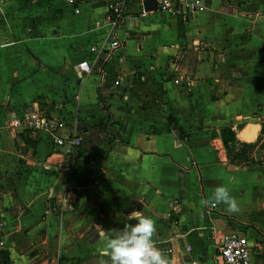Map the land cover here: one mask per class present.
Here are the masks:
<instances>
[{"label": "crops", "instance_id": "0c3cea01", "mask_svg": "<svg viewBox=\"0 0 264 264\" xmlns=\"http://www.w3.org/2000/svg\"><path fill=\"white\" fill-rule=\"evenodd\" d=\"M107 1L114 0L0 3L6 264L108 262L98 233L135 224L127 220L134 209L156 222L154 240L172 264H221L219 239L230 230L264 241V162L229 163L219 136L229 126L237 141L250 140L247 126L264 120V0H204V10L184 22L152 21L147 16L157 11L126 0L115 29ZM151 37L168 42L155 48ZM113 38L122 45L97 52ZM83 60L90 73L78 79ZM39 106L82 138L73 166L92 156L101 180L68 178L50 134L11 132L10 112ZM219 185L237 199L238 213L201 204Z\"/></svg>", "mask_w": 264, "mask_h": 264}, {"label": "built area", "instance_id": "2783aa9c", "mask_svg": "<svg viewBox=\"0 0 264 264\" xmlns=\"http://www.w3.org/2000/svg\"><path fill=\"white\" fill-rule=\"evenodd\" d=\"M66 1L69 4L74 3V0ZM125 1H107V22L110 28L115 29L123 23ZM138 1L141 4L142 0ZM1 2L3 0H0ZM154 2L156 6L155 11L166 16L177 17L183 22L193 18L205 8L204 0H154ZM73 11L77 12V9L74 7ZM121 45L122 43L118 39L113 38L102 50L99 49L97 52H109ZM197 45V43L194 44V46ZM175 48L178 49L177 46ZM95 50V47L89 48L91 52ZM90 69L91 66L86 60L80 61L78 63V79L88 75ZM172 82L177 84L178 77H174ZM117 84L118 81L114 80V85ZM186 86H190L189 81H186ZM8 118V126L11 132L18 130L20 134L27 137H34L39 131H44L51 135L53 145L60 150L63 158V161L57 164V168L68 171L74 165L73 158L81 149L82 138L67 128V124L63 119L40 110L10 112ZM64 198L63 195L61 198L62 203H64ZM67 207L68 204H64L61 208L67 209ZM2 246L3 243L0 241V249H2ZM262 249L264 250L263 240L248 241L244 234L230 230L219 239L218 256L221 264H264V254L258 261L252 260V256ZM190 264H195V262L191 261Z\"/></svg>", "mask_w": 264, "mask_h": 264}, {"label": "clouds", "instance_id": "9594fccd", "mask_svg": "<svg viewBox=\"0 0 264 264\" xmlns=\"http://www.w3.org/2000/svg\"><path fill=\"white\" fill-rule=\"evenodd\" d=\"M204 206L226 205L229 213H238L240 205L225 185L215 187L212 193L201 201ZM122 229H111L98 233L103 246L100 255L108 258L110 264H172L165 252L157 247L154 237L157 234L156 222L143 211L132 210ZM104 259L99 264H108Z\"/></svg>", "mask_w": 264, "mask_h": 264}, {"label": "trees", "instance_id": "16d2710c", "mask_svg": "<svg viewBox=\"0 0 264 264\" xmlns=\"http://www.w3.org/2000/svg\"><path fill=\"white\" fill-rule=\"evenodd\" d=\"M39 108L42 109L41 106H39ZM219 136L229 163L241 166H248L249 164L252 165L255 163L260 164V162H257L256 158L248 157L253 149H258L260 151L259 161L264 162V138H262L264 137V120L259 123L258 135L253 142L237 141L234 132L229 126L221 127L219 129ZM26 142L29 143L28 140H26ZM81 153L83 152L80 149L79 153L73 158L74 162L80 158ZM67 177H71L76 184L80 185L102 179V176L98 174L95 167L94 158L89 155L82 157L79 165L69 168ZM6 263L7 252L0 250V264Z\"/></svg>", "mask_w": 264, "mask_h": 264}, {"label": "rangeland", "instance_id": "374dc122", "mask_svg": "<svg viewBox=\"0 0 264 264\" xmlns=\"http://www.w3.org/2000/svg\"><path fill=\"white\" fill-rule=\"evenodd\" d=\"M148 17V19H151L152 21H157V20H159L160 22L162 21V20H164V18H165V15L164 14H162V13H159V12H154L153 14H151V15H148L147 16ZM160 41V42H159ZM159 42V43H158ZM166 42H168L167 40H165L164 42H163V40H162V38H159V40H157V38H153V37H151L150 38V42H149V44H150V46H152V45H155L156 47L155 48H157V47H160L163 43H166ZM167 44H169V43H167ZM40 111H44L45 113L46 112H48V110L47 109H42V110H40ZM248 127V126H247ZM252 127V126H251ZM251 127H248L249 128V130L251 131V133H252V130L250 129ZM258 126H256V129L258 130ZM247 136V135H246ZM253 137H254V134H252V136H251V138L252 139H250V140H248V139H245V138H243L242 136L240 137V139H241V141H239V142H253L254 140H253ZM256 137H257V135H256ZM255 148V147H254ZM253 153H254V156H255V158H256V160H257V162H262V161H259V156H260V151L258 150V149H253L250 153H249V155H248V157L250 158H253ZM255 164H257V163H255ZM251 164H249L248 166H250ZM253 165V164H252Z\"/></svg>", "mask_w": 264, "mask_h": 264}, {"label": "water", "instance_id": "95a60500", "mask_svg": "<svg viewBox=\"0 0 264 264\" xmlns=\"http://www.w3.org/2000/svg\"><path fill=\"white\" fill-rule=\"evenodd\" d=\"M141 7L144 12H153L156 10L155 2L154 0H142L141 1ZM252 126V127H251ZM249 125L248 127H251L252 133L250 135H244V137L251 138L252 134L257 130L256 126Z\"/></svg>", "mask_w": 264, "mask_h": 264}]
</instances>
